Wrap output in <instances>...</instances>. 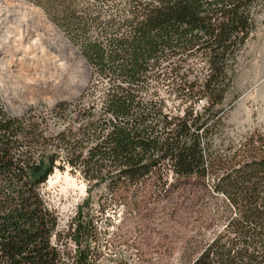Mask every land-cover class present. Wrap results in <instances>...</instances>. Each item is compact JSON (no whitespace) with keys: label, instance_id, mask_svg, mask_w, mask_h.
Returning <instances> with one entry per match:
<instances>
[{"label":"trees","instance_id":"trees-1","mask_svg":"<svg viewBox=\"0 0 264 264\" xmlns=\"http://www.w3.org/2000/svg\"><path fill=\"white\" fill-rule=\"evenodd\" d=\"M35 1L89 74L76 98L45 115L12 117L0 99V264H99L107 202L96 212L91 190L128 198L151 186L166 204L192 179L210 223L177 263L264 264V133L217 143L264 0ZM66 168L88 195L63 221L42 187Z\"/></svg>","mask_w":264,"mask_h":264},{"label":"rangeland","instance_id":"rangeland-1","mask_svg":"<svg viewBox=\"0 0 264 264\" xmlns=\"http://www.w3.org/2000/svg\"><path fill=\"white\" fill-rule=\"evenodd\" d=\"M17 1L24 2L25 9ZM37 13L57 27L82 58L35 0H0V99L12 117L29 110L45 115L55 104L76 98L89 74V67L84 64L83 68L78 56L64 50L52 30L33 16ZM203 103L200 100L198 105ZM222 107L225 126L217 143L238 141L253 129L264 133V6L257 14L253 37L237 57ZM51 121L46 120L53 126ZM189 183L166 204L152 200L156 193L151 186L128 198L114 195L105 185L91 190L96 212L107 202L97 224L105 230L99 241V264H178L184 242L210 223L205 211L208 196L198 182ZM86 189V182L67 168L55 170L42 187L46 201L63 221L82 204ZM137 199L142 203L133 208L131 203Z\"/></svg>","mask_w":264,"mask_h":264},{"label":"bare ground","instance_id":"bare-ground-1","mask_svg":"<svg viewBox=\"0 0 264 264\" xmlns=\"http://www.w3.org/2000/svg\"><path fill=\"white\" fill-rule=\"evenodd\" d=\"M17 2H19V3H21L23 6H24V9H25V3L24 2H21V1H17ZM28 10H29V12H30V14H32V12L30 11V8L28 7ZM33 16H35L36 18H38L39 20H41L40 22H43V27L45 26L47 29H51L52 31V33L55 35V36H57L56 38H58L59 39V43H60V45H61V47L64 49V50H68V52L70 53V54H73V55H76V56H78V61L80 62V64L83 66V68H84V63H83V60H82V58H80V56L76 53V52H74V50L67 44V42L64 40V38H62V34H60L59 33V30L55 27H53L52 25H50V24H48V22L44 19V17H43V15L41 14V13H37V14H35V15H33ZM62 35V36H61ZM27 36V35H26ZM29 36V35H28ZM27 36V37H28ZM31 38V37H30ZM36 50V49H35ZM19 52V51H18ZM1 54V53H0Z\"/></svg>","mask_w":264,"mask_h":264},{"label":"water","instance_id":"water-1","mask_svg":"<svg viewBox=\"0 0 264 264\" xmlns=\"http://www.w3.org/2000/svg\"><path fill=\"white\" fill-rule=\"evenodd\" d=\"M53 27H55L54 25H52ZM57 28V27H56ZM58 29V28H57ZM59 30V29H58ZM60 32V31H59ZM62 34V33H61ZM65 40V39H64ZM72 48V47H71ZM73 49V48H72ZM74 50V49H73ZM84 61V59H82ZM85 66L88 68V65L86 64V62L84 61Z\"/></svg>","mask_w":264,"mask_h":264}]
</instances>
